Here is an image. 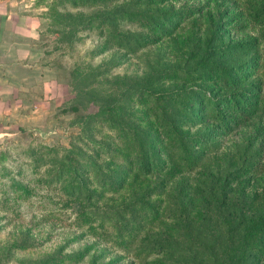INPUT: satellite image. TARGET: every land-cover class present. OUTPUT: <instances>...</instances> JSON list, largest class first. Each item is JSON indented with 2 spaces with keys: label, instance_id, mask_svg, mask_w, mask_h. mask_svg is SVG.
<instances>
[{
  "label": "trees",
  "instance_id": "obj_1",
  "mask_svg": "<svg viewBox=\"0 0 264 264\" xmlns=\"http://www.w3.org/2000/svg\"><path fill=\"white\" fill-rule=\"evenodd\" d=\"M40 1L46 9L42 16L47 21L45 33L70 48L79 34L92 31L103 43L129 55L162 37L178 41L176 34L183 24L201 31L189 41L186 57L177 56L174 62L156 65L140 75H112L115 55L95 64L89 60L73 63L67 82L72 97L62 105L75 111L68 124L76 127L77 133L69 136L67 147L38 144L34 153L26 150L30 155L36 153L31 169L35 172L43 166L45 181L50 175L47 168L55 163V179L63 173L71 176L70 182L80 177L67 194L85 190L90 200L84 175L89 174L101 187L108 184L115 192L137 174L166 176L172 168L194 170L202 165L205 153L219 149V143L211 141L216 132L247 125L251 130L231 153L224 154L231 164L217 174L212 197L196 210L181 188L166 191L154 183L153 191L146 187L139 193L130 192L127 200L115 205L116 211L101 202L114 220V224L109 222L114 230L85 224L103 211H80L71 222L76 226L74 233L65 242L42 257L17 264H80L86 259V264H144L142 258L152 253L158 255L155 264H264V158L256 156L253 145V136L264 128V0H235V14L247 23L230 28L241 32L252 25L255 36L230 40L223 36L232 18L228 17L232 6L225 0H36L34 4ZM61 1L70 9H59ZM106 47L103 44L87 54L94 58ZM193 114L203 119L198 120L200 128L205 126L203 131L188 130ZM101 127L110 134L94 139ZM79 140L94 144V150L78 145ZM91 151L110 161L97 160ZM7 156V152H0V160ZM113 156L126 164L112 169ZM160 157L165 163L157 167L155 161L164 162ZM0 171L3 177L10 174L4 166ZM232 176L242 178L236 187L229 186ZM254 181L260 193L251 195L245 185ZM9 188L21 197L30 196L28 186L18 179L10 178ZM152 192L161 196L154 205L164 203L160 211H135L133 206L150 204L144 197ZM150 212L171 223L154 231L142 230L145 225L140 220ZM131 230L148 242L116 236ZM20 233L22 238L6 246V251L33 246L27 241L28 233ZM109 235H115L112 243L106 240ZM86 236L97 241L69 249L71 243ZM134 240L138 246H133ZM101 243L119 246L126 255L112 254ZM68 249L73 251L65 254ZM126 258L129 261L123 263Z\"/></svg>",
  "mask_w": 264,
  "mask_h": 264
},
{
  "label": "rangeland",
  "instance_id": "obj_2",
  "mask_svg": "<svg viewBox=\"0 0 264 264\" xmlns=\"http://www.w3.org/2000/svg\"><path fill=\"white\" fill-rule=\"evenodd\" d=\"M35 1L23 0L28 5L26 7L30 10L26 12V10H23L24 7H22L21 13L31 14V16L36 18L34 21L37 38L33 43V47L35 48L37 57L29 69L20 66L16 68L18 76L20 79H23L21 81H24L17 91V97L20 98L19 114L10 119L13 124L12 127L8 126L4 128V131L9 134L0 136V152L5 151L8 153L6 159L0 160V167H6L10 173L8 177H3L0 174V264H17L19 260L24 262L27 259H37L51 252L57 245L65 242L66 238L74 233L73 230L76 226L71 222H73L74 216L80 211H103L102 215H98L97 213V218L89 217L85 224H95L114 230L115 227L111 228L110 226L114 224V220L109 215L110 212L100 206L101 202H105V205L110 206L113 211H116L114 209L115 205L123 199L127 200L130 197V192L139 193L146 187L153 191L155 188L154 183H158L159 187L166 191L172 187L181 188L183 193L190 198L193 208L196 210L199 205L206 203L212 197L217 187V174L220 172L224 173L230 166L231 163L224 154L231 153L234 145L242 137L249 134L248 132L251 130V125H247L241 128L234 127L231 131L216 132L211 141L219 143V149L214 152L205 153L202 165L194 170L172 168L166 176H158L154 172H150L148 175L137 174L134 178H128L123 188L115 192H112L108 184H104L101 187L88 174L84 175L86 178L85 189L91 191V199H87V194L83 192L85 190L78 191L74 189L72 195H68L67 191L70 193V187L77 185L80 177L77 176L76 180L74 179L75 181L70 182L72 180L71 176L63 173V175L55 179L52 172L56 171L57 166L55 163H52L47 168L50 175L48 180L45 181V176H43L42 172L43 166L35 172L31 169L32 157L36 153L30 155L26 150L30 149L34 153L36 152V148L38 149V144L47 147H67L69 136L77 133V128L68 124V119L75 115V111L71 110L68 106L62 105L63 102L68 101L72 97V92L67 82L69 80L68 70L73 63H82L85 60H89L95 64L101 60L108 59L111 55H115L117 59L114 65L112 64L113 68L110 70L112 75H140L147 72L148 69L154 68L156 65L174 62L177 56L181 58L186 57L185 51L189 47V41L194 36L199 35L201 31L199 32L194 27L183 24L181 30L176 34L178 41H173L169 36L162 37L153 44L141 46L140 49L129 55L123 51L111 48L107 43H103V40L98 38L95 32L92 31L79 34V39L73 42L70 48L64 42H55L54 35L45 33L47 21L42 16L46 9L43 7V1H40V4H34ZM48 1L46 0V3ZM197 1L203 2V0H196L195 2ZM214 1L219 0H213L212 2ZM225 3L232 6L228 16H232V18L224 28L223 36H225V39L227 37L230 40L232 37L237 39L247 35L255 36V30L252 25L243 27L241 32L233 31L230 28L232 25L236 26L247 22L242 20L240 15L235 14L237 11V5H234L236 3L235 0H225ZM211 5L209 6V11H211ZM57 6L59 9H70L62 1L58 2ZM103 44L107 46V50L103 54L94 58L88 56L87 51L99 48ZM42 71H44V77H41ZM41 80H44V84ZM191 117L194 118L191 119L192 122L187 123L188 130L193 132L199 128L203 131L205 126L203 125L204 128H200L198 122V120L203 119H199L197 114H193ZM6 122L8 123V120ZM252 133L255 132L252 131ZM109 134L110 131L105 127H101L93 137L97 139L98 135ZM76 143L84 145L87 150H94V144L83 140L76 141ZM253 145L257 148L256 156L264 158V128L257 135L253 136ZM59 152L58 149L56 155ZM91 153L97 160L110 161L101 155L102 153L96 154L94 151H91ZM113 158L109 166L114 170H118L116 164H126L119 156H113ZM159 159L160 161H164L163 157ZM164 163L165 161L161 162V164L155 161L154 165L161 167ZM232 167L236 166L233 165ZM10 178L18 179L26 184L30 196L21 197L17 192L15 193L10 189ZM232 179L229 180V186L236 187L242 178L233 179L237 181L236 183H234L235 181L232 182ZM245 189L251 195L260 193V188L256 187L255 181L253 183L247 182ZM98 193L99 195H97ZM144 199L149 201L150 204H138L139 207L133 206L135 211L158 212L161 206L164 205V203L154 205V201L161 200V196L156 192L147 194ZM156 218L150 212L144 220L141 219L140 223L145 225L142 227V230L150 229L154 231L156 228H162L163 224L169 226L171 223L168 219L162 220L161 217L155 221ZM20 232L28 233L29 239L27 241H31L33 246L6 251V246L22 238ZM134 234V231L131 230L125 234L118 233L116 236L119 240L123 237L127 239L136 237L137 240H142L144 243L148 242L144 236L141 237L142 234L137 233L138 235L135 234L133 236ZM114 236H110L106 240L111 242ZM96 241L97 239L86 236L77 242L71 243L69 249L75 250L78 246L90 245ZM101 244L109 248L112 254L119 253L126 255L120 250L122 248L119 246H111L108 243ZM134 245L138 246V241L134 240ZM69 249L65 251V254L73 251ZM142 259L144 264H155L158 255L152 253L150 256ZM128 261L129 258H126L123 263ZM86 262L87 259L80 264H86Z\"/></svg>",
  "mask_w": 264,
  "mask_h": 264
},
{
  "label": "crops",
  "instance_id": "obj_3",
  "mask_svg": "<svg viewBox=\"0 0 264 264\" xmlns=\"http://www.w3.org/2000/svg\"><path fill=\"white\" fill-rule=\"evenodd\" d=\"M26 6L23 0H0V136L9 134L4 128L12 127L10 119L19 114L17 91L24 81L16 68L29 69L37 57L33 47L37 38L36 18L21 13L22 7L26 12L30 10Z\"/></svg>",
  "mask_w": 264,
  "mask_h": 264
}]
</instances>
